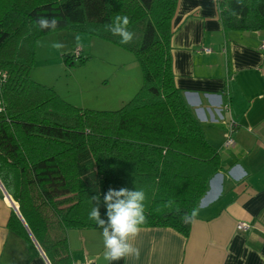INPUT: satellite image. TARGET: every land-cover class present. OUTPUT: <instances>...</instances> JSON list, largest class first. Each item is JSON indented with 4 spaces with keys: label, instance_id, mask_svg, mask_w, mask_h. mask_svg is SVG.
Wrapping results in <instances>:
<instances>
[{
    "label": "trees",
    "instance_id": "trees-1",
    "mask_svg": "<svg viewBox=\"0 0 264 264\" xmlns=\"http://www.w3.org/2000/svg\"><path fill=\"white\" fill-rule=\"evenodd\" d=\"M177 0H0V182L50 264H70L67 232L100 230L92 200L110 188L146 194L140 228L188 237L210 180L224 170L219 150L175 86L171 22ZM224 32L264 31V0H217ZM127 16L133 40L121 44L108 26ZM41 16L56 30H38ZM69 30L133 55L142 84L117 110L84 109L30 77L39 39ZM75 51V50H74ZM80 52L64 63H84ZM193 209L197 211L189 221ZM101 215L104 208L101 206ZM7 227L38 250L21 220Z\"/></svg>",
    "mask_w": 264,
    "mask_h": 264
},
{
    "label": "crops",
    "instance_id": "crops-1",
    "mask_svg": "<svg viewBox=\"0 0 264 264\" xmlns=\"http://www.w3.org/2000/svg\"><path fill=\"white\" fill-rule=\"evenodd\" d=\"M171 32L175 86L220 148L224 170L209 182L188 237L140 228L131 240L139 259L114 264H264V31L224 32L217 0H177ZM128 64L137 69L135 59ZM13 212L0 191V264H50L38 248L27 260L25 240L7 227ZM67 243L70 263L108 264L101 230H69Z\"/></svg>",
    "mask_w": 264,
    "mask_h": 264
},
{
    "label": "rangeland",
    "instance_id": "rangeland-1",
    "mask_svg": "<svg viewBox=\"0 0 264 264\" xmlns=\"http://www.w3.org/2000/svg\"><path fill=\"white\" fill-rule=\"evenodd\" d=\"M55 43L63 44V48L53 47ZM78 48L88 59L84 63L74 60L72 66H67L63 55ZM131 60L133 55L111 43L64 30L39 39L30 77L52 88L71 105L112 111L132 99L141 87L140 69L136 65V70H130ZM220 158L224 165L221 155Z\"/></svg>",
    "mask_w": 264,
    "mask_h": 264
},
{
    "label": "clouds",
    "instance_id": "clouds-1",
    "mask_svg": "<svg viewBox=\"0 0 264 264\" xmlns=\"http://www.w3.org/2000/svg\"><path fill=\"white\" fill-rule=\"evenodd\" d=\"M38 30H56L58 20L41 16L35 21ZM129 19L127 16L115 17V20L108 26L111 33L120 37L121 44H128L134 38V33L128 29ZM53 47L62 49L63 44L55 43ZM97 204L91 208L89 219L95 222L101 230L104 259L108 264L120 261L127 257L136 260L140 257V249L135 247L131 240L135 238L140 227L145 223V200L146 194L141 189H119L110 188L103 194L101 200L97 195L92 198ZM101 206L104 208V215H101ZM197 211L193 209L189 221L195 218Z\"/></svg>",
    "mask_w": 264,
    "mask_h": 264
},
{
    "label": "built area",
    "instance_id": "built-area-1",
    "mask_svg": "<svg viewBox=\"0 0 264 264\" xmlns=\"http://www.w3.org/2000/svg\"><path fill=\"white\" fill-rule=\"evenodd\" d=\"M261 51L264 52V42L261 44ZM80 52H81L80 48H78V49H75L74 54L75 55H79ZM204 52L205 53H210V50L205 49ZM231 144H232V142L230 140H228L225 143V146L226 147L227 146H231ZM0 191L3 194V196L5 197V199H7L9 201V199L5 196V193L3 192V189L1 188V186H0ZM14 203H15L14 201H13V203H12V201L10 202L11 206L13 207V209L17 205L16 203L15 204ZM249 229H250V227L246 223H243V222L238 223L237 226H236V230L239 231V232H243V233H246ZM70 264H73V263H70ZM83 264H88V263H83Z\"/></svg>",
    "mask_w": 264,
    "mask_h": 264
},
{
    "label": "water",
    "instance_id": "water-1",
    "mask_svg": "<svg viewBox=\"0 0 264 264\" xmlns=\"http://www.w3.org/2000/svg\"><path fill=\"white\" fill-rule=\"evenodd\" d=\"M216 177H217V175L215 176V178H216ZM213 179H214V178H213ZM211 181H212V180H210V182H211ZM0 186H1V188L3 189V192L5 193V196L9 199L10 202L12 201V203H13V200H12L11 197L8 195V193L5 191V189H4V187L2 186L1 182H0ZM14 204H15V203H14ZM13 210H14L15 214L18 216V218L21 220V222L23 223L24 227L26 228L27 232L29 233V236H30L31 240L33 241V243L36 245V247H37L38 250L40 251L38 245L36 244L35 240L33 239L32 235L30 234L29 230L27 229L25 223L23 222V220H22V218H21V216H20V214H19V211H18V207H17V205L15 206V208H14ZM40 252H41V251H40ZM41 254L44 256V254H43L42 252H41Z\"/></svg>",
    "mask_w": 264,
    "mask_h": 264
}]
</instances>
